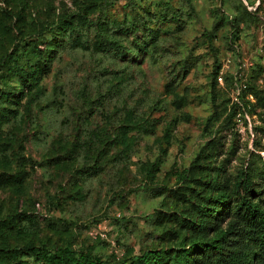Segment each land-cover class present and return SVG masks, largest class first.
<instances>
[{
  "label": "rangeland",
  "instance_id": "1",
  "mask_svg": "<svg viewBox=\"0 0 264 264\" xmlns=\"http://www.w3.org/2000/svg\"><path fill=\"white\" fill-rule=\"evenodd\" d=\"M260 166L264 0H0V264L164 250L175 217Z\"/></svg>",
  "mask_w": 264,
  "mask_h": 264
},
{
  "label": "trees",
  "instance_id": "2",
  "mask_svg": "<svg viewBox=\"0 0 264 264\" xmlns=\"http://www.w3.org/2000/svg\"><path fill=\"white\" fill-rule=\"evenodd\" d=\"M114 24L115 28H120ZM99 47L107 53L120 51L119 45L109 40H101ZM42 60L34 65L35 74L39 72L36 67ZM19 71L24 85L27 72ZM219 71L217 65L211 74L213 103L216 101ZM248 90L257 94L254 85ZM202 200L201 204L191 205L183 215L175 217L179 223L175 233L180 234L182 227L187 231L179 236L175 245L144 252L129 263L122 261V264H264V167H247L231 187H219ZM21 217L28 218V215L26 212L16 213L9 220L17 222ZM7 221L4 218L0 224L5 225ZM27 250L43 264H106L99 258L68 247L46 249L30 245Z\"/></svg>",
  "mask_w": 264,
  "mask_h": 264
},
{
  "label": "built area",
  "instance_id": "3",
  "mask_svg": "<svg viewBox=\"0 0 264 264\" xmlns=\"http://www.w3.org/2000/svg\"><path fill=\"white\" fill-rule=\"evenodd\" d=\"M220 80V79H219ZM242 87L235 86V89L233 91V100L237 103L240 104V96H241V89Z\"/></svg>",
  "mask_w": 264,
  "mask_h": 264
}]
</instances>
